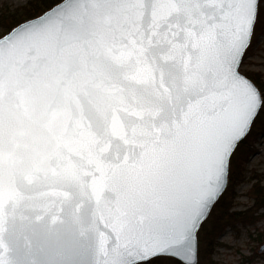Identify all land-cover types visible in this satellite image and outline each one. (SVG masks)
Instances as JSON below:
<instances>
[{"label": "snow or ice", "instance_id": "snow-or-ice-1", "mask_svg": "<svg viewBox=\"0 0 264 264\" xmlns=\"http://www.w3.org/2000/svg\"><path fill=\"white\" fill-rule=\"evenodd\" d=\"M258 30L264 0H54L14 24L0 6V264H200L264 121Z\"/></svg>", "mask_w": 264, "mask_h": 264}, {"label": "rangeland", "instance_id": "rangeland-1", "mask_svg": "<svg viewBox=\"0 0 264 264\" xmlns=\"http://www.w3.org/2000/svg\"><path fill=\"white\" fill-rule=\"evenodd\" d=\"M11 10L21 6L17 3L0 5ZM248 75L255 76L264 83V35L259 30L253 39L252 46L248 49L245 61V69ZM264 129V121L259 119L255 125V134L250 142L255 152L249 157L246 168V177L241 183L229 185L221 196L226 195V200H232L231 211H249L258 216V220L251 223H244L235 220L215 241L212 264H264V206L256 205L254 186L264 189V136L261 130ZM221 208L216 204L207 219L205 228H210L216 220L217 213ZM205 222V223H206ZM201 232V230H200ZM201 234V233H200ZM205 243L199 237L200 264H209L206 258L201 257Z\"/></svg>", "mask_w": 264, "mask_h": 264}, {"label": "trees", "instance_id": "trees-1", "mask_svg": "<svg viewBox=\"0 0 264 264\" xmlns=\"http://www.w3.org/2000/svg\"><path fill=\"white\" fill-rule=\"evenodd\" d=\"M54 3V0H40V6L34 7L32 5L19 6L13 10L10 8H4V16L6 17L7 23L14 24L17 21L27 19L33 15H39L41 12L48 7V5ZM251 79L256 81L257 84L264 86V83H261L260 79H257L255 76L248 75ZM259 123V119L257 120ZM254 131L252 135L247 138L246 146L244 150L238 153L237 157L234 158L232 165V172L229 180L232 184L241 183L244 181L247 172V162L249 157L255 152L253 144L250 142L251 137L255 134ZM257 184L254 186V194L256 196V205L264 206V189L261 187L257 188ZM226 195L221 197L216 203V206L221 208L217 213L216 220L212 223L210 228H201V234H199L200 239L205 243L204 248L202 249L201 257L206 258L209 264H212L211 259L214 251L215 241L218 237L225 231L227 226L231 225L233 221L240 220L244 223H253L258 220V216L254 215V212L249 211H231L233 207L232 200H226ZM207 224V222L205 223ZM204 224V225H205Z\"/></svg>", "mask_w": 264, "mask_h": 264}, {"label": "water", "instance_id": "water-1", "mask_svg": "<svg viewBox=\"0 0 264 264\" xmlns=\"http://www.w3.org/2000/svg\"><path fill=\"white\" fill-rule=\"evenodd\" d=\"M228 185H229V182L227 183L226 189H227ZM225 191H226V190H225ZM225 191H223L222 194H220V196H219V198H218V201H219V199L221 198V196L224 194ZM216 203H217V202H216ZM216 203H215V204H216ZM212 209H213V208H212ZM211 211H212V210H211Z\"/></svg>", "mask_w": 264, "mask_h": 264}]
</instances>
